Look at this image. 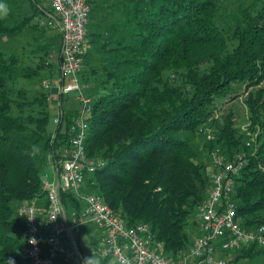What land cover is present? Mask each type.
Returning a JSON list of instances; mask_svg holds the SVG:
<instances>
[{
	"label": "trees",
	"instance_id": "16d2710c",
	"mask_svg": "<svg viewBox=\"0 0 264 264\" xmlns=\"http://www.w3.org/2000/svg\"><path fill=\"white\" fill-rule=\"evenodd\" d=\"M128 1L121 5L129 26L122 33L112 26L118 35L104 37L87 26V42L98 43L105 56L103 85L91 97L84 145L88 157H101L105 164L85 176L82 191L96 192L128 226L148 225L156 251L176 258L193 239L188 217L197 213L210 188V153L229 161L240 149L246 151L235 134L233 114L215 120L212 108L216 98L232 94L236 83L248 88L264 81V2L255 13L241 9L225 29L217 23L218 0ZM5 21L0 18V34L20 30L26 22L8 27ZM88 57L87 51L83 65ZM17 65L16 56L0 51V264H29L19 256L24 228L15 210L34 198L46 204L42 161L33 146L43 142L57 162L74 115L62 111L50 135L51 90L30 99L26 89L13 91L8 82L19 76ZM167 70L178 72L180 84L163 77ZM22 72L25 77L38 74L36 69ZM245 105L248 128H259L260 137L255 151L243 154L246 162L234 177L232 200L242 224L250 228L264 225V89L248 91ZM213 121V139L205 140L198 127ZM197 134L202 139L195 142ZM61 200L66 212L82 207L70 193H62ZM87 226L92 225L80 229ZM232 252L239 263L242 257L264 255V247L243 244L220 255ZM70 263L61 257L56 262Z\"/></svg>",
	"mask_w": 264,
	"mask_h": 264
},
{
	"label": "built area",
	"instance_id": "2783aa9c",
	"mask_svg": "<svg viewBox=\"0 0 264 264\" xmlns=\"http://www.w3.org/2000/svg\"><path fill=\"white\" fill-rule=\"evenodd\" d=\"M50 19L47 25L58 28L61 35L59 77L52 85L50 79L42 86L57 94L77 91V106L69 127L67 146L53 162L50 173L43 172L41 186L45 191V206L36 198L20 203L15 214L23 222V239L19 256L29 264H56L61 257L65 262L80 264L75 232L82 226L92 225L103 231L104 243L95 251L97 258L111 259L114 264H239L231 256H221L243 244L264 247V225L247 228L236 214L232 200L234 177L246 162L243 154L225 161L217 153H210L213 170L210 188L197 206L198 235L178 257L170 258L156 251L158 243L152 240L149 227L144 223L128 226L120 212L112 210L95 193L83 192L85 176L104 166L101 157H88L84 139L92 99L82 91L79 73L87 52V26L91 4L88 0H46ZM60 115L54 120L57 125ZM198 132L205 140L213 139L214 128L204 123ZM62 193L79 199L81 209L66 212Z\"/></svg>",
	"mask_w": 264,
	"mask_h": 264
},
{
	"label": "rangeland",
	"instance_id": "374dc122",
	"mask_svg": "<svg viewBox=\"0 0 264 264\" xmlns=\"http://www.w3.org/2000/svg\"><path fill=\"white\" fill-rule=\"evenodd\" d=\"M3 0L7 6V14L0 15V18L5 19L6 26H12L18 23H24L23 28L13 32H4L0 34V51L5 56L14 55L18 59L19 76L8 82V86L13 91L23 88L28 91L27 97L30 99L38 91H46L42 86V81L50 79L52 85H55V80L59 77V55L61 47V35L58 28L50 27L47 22L50 19L49 8L46 0ZM31 2V3H30ZM123 2L128 3V0H94L91 4L93 12L90 16L88 26L94 28L102 33L104 37H112V26H116L120 33L121 30L128 29V25L124 21L126 18L125 9L121 6ZM264 0H218L219 9L217 14V23L220 26L230 28L233 26L235 17L239 16L241 9H248L250 12L255 13L263 4ZM131 4V3H130ZM129 4V5H130ZM114 35V36H115ZM89 40L93 39L92 36L88 37ZM102 41V40H101ZM98 43H88L87 51L89 57L86 60V65L82 66L79 73V81L84 94L92 97L96 92L102 88V81L104 79L102 74V67L104 66L103 57L104 52L97 49ZM231 48V44L228 46ZM107 56V55H106ZM107 66V64L105 63ZM209 64L200 66V69L207 68ZM23 68L37 70V75L31 77L23 76ZM163 77L174 83L180 84V76L178 72L167 70L163 73ZM259 87L264 89V81L254 87H248L243 83H236L232 94L223 98H216L213 103L212 117L218 120L219 117H224L228 112L233 114V128L235 129L236 136L241 137L244 143V150H239V154L253 153L256 146L259 144L260 129L255 127L253 130L248 128V111L245 105L247 92L254 93ZM77 91L63 93L62 95L51 94L48 98V114L49 119L47 122V130L50 135L56 129L54 120L59 117L60 110L63 113L74 114L77 106L76 96ZM36 107V106H34ZM26 110H24L25 112ZM212 129L216 127L217 121L208 123ZM192 139L197 142L202 139L198 134L193 136ZM28 142L32 139L28 136ZM35 152L41 157L42 171L50 173V168L53 164L50 154L44 143H38L33 146ZM208 172L213 170L212 164L208 162ZM209 188L207 189V191ZM206 191V192H207ZM95 193L96 192H91ZM18 204V203H17ZM191 216V217H190ZM186 222V228L194 236H196V227L198 223V215L194 211ZM92 228V227H91ZM100 231V230H99ZM75 238L80 252L84 256V260L97 258L95 250L96 247L90 242L86 234L78 237V231L75 232ZM100 247V246H99ZM238 254V251L236 252ZM236 253H227L229 257L234 256ZM112 262V263H111ZM108 264H113V261ZM88 264V262H85ZM74 264V263H70ZM239 264H264V255H260L252 260L242 257L239 259Z\"/></svg>",
	"mask_w": 264,
	"mask_h": 264
},
{
	"label": "crops",
	"instance_id": "0c3cea01",
	"mask_svg": "<svg viewBox=\"0 0 264 264\" xmlns=\"http://www.w3.org/2000/svg\"><path fill=\"white\" fill-rule=\"evenodd\" d=\"M76 109V108H75ZM92 227V228H91ZM82 234H86L87 235V237H88V239L90 240V242L93 244V246H95L96 247V250H97V248L99 247V246H102L103 245V243H104V233H103V231H99V229H96L95 227H93V226H87V228L86 229H80L79 231H78V237L80 238V236L82 235ZM198 235V230H196V236ZM195 237V236H194ZM193 237V238H194ZM193 240V239H192ZM192 242V241H191ZM191 242H190V244H191ZM78 247V246H77ZM78 250H79V248H78ZM95 250V251H96ZM79 252H80V250H79ZM80 254H81V257H82V260H81V262H80V264H86L85 263V260H84V256H83V254L80 252ZM97 256V255H96ZM96 259V258H95ZM99 260V264H108L109 262H111L112 260L111 259H109V258H105V259H98ZM71 263H74V262H71ZM112 263V262H111ZM75 264V263H74ZM113 264H114V262H113Z\"/></svg>",
	"mask_w": 264,
	"mask_h": 264
},
{
	"label": "clouds",
	"instance_id": "9594fccd",
	"mask_svg": "<svg viewBox=\"0 0 264 264\" xmlns=\"http://www.w3.org/2000/svg\"><path fill=\"white\" fill-rule=\"evenodd\" d=\"M7 11V6L3 3V0H0V15H6ZM86 261L88 262V264H99V260L92 257L90 259H87Z\"/></svg>",
	"mask_w": 264,
	"mask_h": 264
},
{
	"label": "water",
	"instance_id": "95a60500",
	"mask_svg": "<svg viewBox=\"0 0 264 264\" xmlns=\"http://www.w3.org/2000/svg\"><path fill=\"white\" fill-rule=\"evenodd\" d=\"M51 93H52V94H57V89H56L55 87H53V88L51 89Z\"/></svg>",
	"mask_w": 264,
	"mask_h": 264
}]
</instances>
